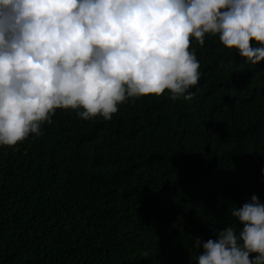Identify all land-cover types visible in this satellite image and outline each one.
I'll list each match as a JSON object with an SVG mask.
<instances>
[{
    "label": "trees",
    "instance_id": "obj_1",
    "mask_svg": "<svg viewBox=\"0 0 264 264\" xmlns=\"http://www.w3.org/2000/svg\"><path fill=\"white\" fill-rule=\"evenodd\" d=\"M190 39L192 99H129L111 120L57 110L0 147V264H196L195 238L264 203V61Z\"/></svg>",
    "mask_w": 264,
    "mask_h": 264
},
{
    "label": "clouds",
    "instance_id": "obj_2",
    "mask_svg": "<svg viewBox=\"0 0 264 264\" xmlns=\"http://www.w3.org/2000/svg\"><path fill=\"white\" fill-rule=\"evenodd\" d=\"M206 34L258 65L264 0H0V147L40 136L57 110L111 120L129 99H192L190 38ZM229 213L239 230L195 238L196 264H264V203L252 195Z\"/></svg>",
    "mask_w": 264,
    "mask_h": 264
}]
</instances>
